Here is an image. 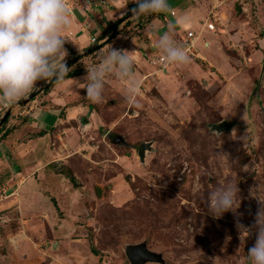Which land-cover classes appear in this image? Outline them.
<instances>
[{"label": "rangeland", "instance_id": "rangeland-1", "mask_svg": "<svg viewBox=\"0 0 264 264\" xmlns=\"http://www.w3.org/2000/svg\"><path fill=\"white\" fill-rule=\"evenodd\" d=\"M127 11L104 22L106 30L116 28L119 42L135 22L140 26L136 19L159 17L130 19L132 11L118 29L122 21L113 23ZM196 13L184 31L200 39L199 58L159 71L141 63L143 51L133 45L137 97L109 74L99 102L80 86L84 111L67 121L65 112H52V101L40 100L52 87L45 88L48 80L36 82L31 103L16 105L29 92L0 105L1 113L9 110L2 129L8 124L13 133L0 156V264H130L125 248L134 244L161 258L143 264H248L257 195L264 199V0H199ZM212 14L215 28L207 31L202 24ZM136 29L131 37L142 39ZM109 48L68 70L91 67ZM136 99L139 108L132 106ZM39 106L50 125L21 122ZM222 122L229 129L216 131ZM142 143L150 144L143 161ZM228 182L239 188L237 208L214 216L207 194Z\"/></svg>", "mask_w": 264, "mask_h": 264}, {"label": "clouds", "instance_id": "clouds-1", "mask_svg": "<svg viewBox=\"0 0 264 264\" xmlns=\"http://www.w3.org/2000/svg\"><path fill=\"white\" fill-rule=\"evenodd\" d=\"M133 16L167 11L168 0H135ZM185 17L181 24L187 23ZM70 24L66 0H0V105H10L31 92L39 80L63 79L69 67L65 63L62 30ZM150 31H158L150 28ZM155 48L165 63L185 64L189 56L171 35V29L159 32ZM113 75L127 82V95L137 97L139 81L129 51L110 47L100 60L87 67L84 78L86 96L92 102L103 99L105 77ZM132 106L141 107L133 100ZM239 188L228 182L207 194L208 211L214 216L237 208ZM255 216L256 239L247 251L248 264H264V199ZM240 230L249 231L243 225Z\"/></svg>", "mask_w": 264, "mask_h": 264}, {"label": "crops", "instance_id": "crops-1", "mask_svg": "<svg viewBox=\"0 0 264 264\" xmlns=\"http://www.w3.org/2000/svg\"><path fill=\"white\" fill-rule=\"evenodd\" d=\"M123 1V0H122ZM121 0H105V5L93 4L92 0H89L88 3H86V0H78V6L76 9V14L71 16L70 18V24L69 26L62 30L61 35L65 38L64 39V48L66 50V57L65 62L70 58L71 53H73V57H77V61L75 64H80L83 62V55L82 52L89 46L93 45L90 43L91 38H96L102 36L97 40V44L100 45L102 42H104L109 36V33H103V29H105L104 22H107L108 24L112 23L116 18V10H122L126 9L127 6H131L132 4L126 5V0L122 2ZM199 0H175L169 2V10L168 12H160L159 17H151L144 20L143 18L140 20L136 19V16L131 15L129 17L130 19H136L138 21L140 27L142 28L140 32H142V39H138L136 36L131 37L133 31L138 28L139 26H135L132 28V30L126 34L123 37V40H120V34L117 33L116 38L110 39L107 43H104L101 48L97 49L98 52H105L106 49L109 47H117L120 49L121 47L124 48L123 50L128 49V47H131L134 50L133 54H130L132 56V59H138V52L136 48L133 47L137 46L138 49L142 50L143 52V58L145 61L141 63L150 62V60H153L154 58H151L154 51L158 53V56H162V54L155 48L154 41L159 34V32H163L166 30L171 29V35L173 36V39L176 41V39L182 40L184 30L189 29L190 26H194V21H196L197 13H196V6ZM92 3V4H91ZM93 5V7H91ZM118 5V6H117ZM119 7V8H117ZM162 14V15H161ZM120 17V15H119ZM187 17L188 22L181 24V21ZM126 21V19L124 20ZM124 21L119 24V28H121V25L124 23ZM101 22V24L99 23ZM137 23V22H135ZM134 23V24H135ZM133 24V25H134ZM155 29L158 31H150L149 29ZM117 31V30H116ZM176 35H180V38H174ZM131 37V38H129ZM122 38V37H121ZM120 38V39H121ZM200 39L197 40L196 45H198V42ZM209 43V42H208ZM128 46V47H127ZM138 50V51H140ZM94 51V52H96ZM82 55V56H81ZM200 55V53H199ZM80 57V58H79ZM72 58V57H71ZM79 58V59H78ZM139 63V62H138ZM136 65L138 68L141 69V63ZM151 63V62H150ZM167 67V65H166ZM165 67V68H166ZM74 67L73 69L80 70V75L68 78V79H60L57 81L56 84H54L50 91L40 99L41 101L45 100L46 102L52 101L53 110L52 112L57 115L58 112H65V118L64 121H67L68 119H72L76 113H81L84 111V104L81 103V101H77L80 99L78 97L79 91H81L80 86L84 85V75L87 73V66L79 68ZM71 70V69H69ZM68 71V70H67ZM134 72H137L136 67L134 66ZM81 86V87H83ZM31 103V102H30ZM29 103V104H30ZM7 106V105H2ZM46 108L48 106H45ZM42 106H39L34 110L31 115L29 114V118L25 117L21 120V122L24 120L27 122V120L34 118L37 122L36 125H39L40 123H48L47 117L43 118V110ZM64 108V110H61ZM1 110V109H0ZM5 110V109H4ZM6 110L4 111V113ZM11 114H13L12 110L10 111ZM4 113L0 112V119L1 115ZM75 113V114H74ZM2 115V116H3ZM18 115H22L21 112L18 113ZM57 117V116H56ZM70 117V118H69ZM49 119V118H48ZM15 120V119H14ZM34 124V121L33 123ZM47 125V124H46ZM50 125V124H49ZM6 127V128H5ZM5 127L2 129V124L0 125V156L3 154H6L5 152H8L10 149L8 146L3 143L6 139L9 133V130H7L8 124L5 125ZM5 139V140H4ZM1 159V158H0Z\"/></svg>", "mask_w": 264, "mask_h": 264}, {"label": "water", "instance_id": "water-1", "mask_svg": "<svg viewBox=\"0 0 264 264\" xmlns=\"http://www.w3.org/2000/svg\"><path fill=\"white\" fill-rule=\"evenodd\" d=\"M115 30H116V28H114L112 30V32L110 33V36H112V34L115 32ZM97 49H99V44L91 45V46L87 47L82 52V55L86 56V55L96 51ZM76 60H77V57L74 56V57L70 58L69 60H67L65 63L68 67L70 64L74 63ZM38 90L30 92L27 95V98L20 99L19 101L16 102V105L22 106V105H25L26 103L30 102L31 99L36 95V92ZM8 115H9V110H6V112L4 113V115L0 119V125L7 119ZM214 129L216 131H223V130H228L229 127L227 126L226 123L222 122V123L216 124ZM149 149H150L149 143L140 144L139 149L137 151V156L139 157V159L141 161L144 160L145 150H149ZM125 254H126V257H127L130 264H143L145 262H159L161 260L160 256L157 255L156 253L149 251L145 247V244L128 245L125 248Z\"/></svg>", "mask_w": 264, "mask_h": 264}, {"label": "built area", "instance_id": "built-area-1", "mask_svg": "<svg viewBox=\"0 0 264 264\" xmlns=\"http://www.w3.org/2000/svg\"><path fill=\"white\" fill-rule=\"evenodd\" d=\"M89 0H86V3H88ZM66 5L69 9V15L73 16L74 15V11L77 9L78 4V0H66ZM211 19L210 21H205L202 24V28H204L207 31H214L215 28V16L212 14L211 15ZM137 26V25H135ZM134 26V27H135ZM137 28V27H136ZM197 37L195 36L193 31H188L186 30L183 34L182 40H181V45L184 46L187 54L189 57L191 58H199V52L197 50ZM96 41V38H91L90 39V43H93ZM207 45V44H206ZM147 59V58H144ZM150 62H152L155 65L159 66V71H163L166 67V65H168L169 63H165L162 56H157L155 57L153 60H151Z\"/></svg>", "mask_w": 264, "mask_h": 264}, {"label": "trees", "instance_id": "trees-1", "mask_svg": "<svg viewBox=\"0 0 264 264\" xmlns=\"http://www.w3.org/2000/svg\"><path fill=\"white\" fill-rule=\"evenodd\" d=\"M137 7V4L135 3V4H133V5H131V6H129L128 7V11L123 15V16H121V18H119V20L117 21L116 20V22H114L113 23V25H116V24H118V23H120V21H122L123 19H125V18H127V16L133 11V9H135ZM160 13V12H159ZM100 24H101V22H99ZM137 23H135L134 24V26L136 25ZM112 25V26H113ZM140 29V26L136 29V30H139ZM111 31H112V28L110 29V31L109 30H106V29H103V33L102 34H106V33H109V37L106 39V41H108V40H110V39H113V38H115L116 37V35H117V31L115 30V32L112 34V36H110V33H111ZM102 37V36H101ZM100 37V38H101ZM105 41V42H106ZM94 45V44H93ZM96 45V44H95ZM102 45L103 44H100L99 45V48H101L102 47ZM71 53V56H70V58L71 57H73V53L72 52H70ZM69 58V59H70ZM80 58V57H79ZM78 58V59H79ZM77 61V60H76ZM75 61V62H76ZM74 62V63H75ZM71 65H73V63L72 64H70L68 67H70ZM78 75H80V70H77V69H73V70H68L67 71V73L64 75V77H63V79H68V78H72V77H75V76H78ZM57 79H49L48 80V83L45 85V88L46 89H48L49 87H51V86H53L54 84H56L57 83ZM44 88V87H43ZM43 90V89H42ZM33 99V98H32ZM9 116V115H8ZM8 118V117H7ZM6 121H7V119L3 122V123H6ZM42 134H44V132H39V134L38 135H42ZM70 181L73 183V186H76L75 184V180H74V178L72 177V176H70Z\"/></svg>", "mask_w": 264, "mask_h": 264}]
</instances>
